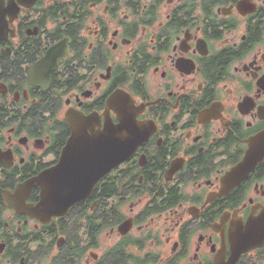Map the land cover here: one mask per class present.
Segmentation results:
<instances>
[{
	"label": "flooded vegetation",
	"instance_id": "af4514ba",
	"mask_svg": "<svg viewBox=\"0 0 264 264\" xmlns=\"http://www.w3.org/2000/svg\"><path fill=\"white\" fill-rule=\"evenodd\" d=\"M75 130L131 154L37 214ZM0 264H264V0H0Z\"/></svg>",
	"mask_w": 264,
	"mask_h": 264
},
{
	"label": "water",
	"instance_id": "95a60500",
	"mask_svg": "<svg viewBox=\"0 0 264 264\" xmlns=\"http://www.w3.org/2000/svg\"><path fill=\"white\" fill-rule=\"evenodd\" d=\"M92 136L75 130L58 165L30 181L28 186L38 184L42 187L41 201L35 209L37 214L66 213L70 206L90 195L96 184L131 154L125 157L118 150L120 136L113 135V131L105 147Z\"/></svg>",
	"mask_w": 264,
	"mask_h": 264
}]
</instances>
